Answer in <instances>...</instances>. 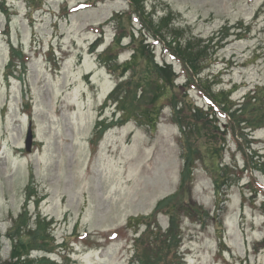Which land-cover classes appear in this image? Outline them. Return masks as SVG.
<instances>
[{
  "label": "rangeland",
  "instance_id": "374dc122",
  "mask_svg": "<svg viewBox=\"0 0 264 264\" xmlns=\"http://www.w3.org/2000/svg\"><path fill=\"white\" fill-rule=\"evenodd\" d=\"M130 2L0 0L1 257H10L14 239L31 242L29 230L41 221L52 240L46 250L53 253L32 250L38 264H131L136 239L149 225L153 234L139 249L157 237V244L169 246L161 241L175 219L181 242L165 264H264V104L247 108L246 115H260L245 131L221 105L220 118L214 117L220 129L208 123L183 144L168 104L156 130L132 118L99 136L98 123L117 115L114 105L104 112L102 106L118 82L99 53L123 27L119 62L130 57V33L139 35L144 22L139 12V20L131 14L136 9ZM143 4L156 23L169 16L168 28L178 36L211 46L188 88L187 73L165 42L149 39L156 62L173 65L174 93L186 110L207 111L209 87L213 94L231 90L237 102L264 85V0ZM12 47L23 49L25 67L13 65ZM183 146L194 150L197 162L182 186ZM173 197L168 207L156 209Z\"/></svg>",
  "mask_w": 264,
  "mask_h": 264
},
{
  "label": "trees",
  "instance_id": "16d2710c",
  "mask_svg": "<svg viewBox=\"0 0 264 264\" xmlns=\"http://www.w3.org/2000/svg\"><path fill=\"white\" fill-rule=\"evenodd\" d=\"M143 2H145V0H131L130 2L133 8L136 9H134L135 12L131 14L138 18L139 16L136 13L139 12L144 18L142 28L138 32L139 35H136V32L133 30L130 33V57L122 63L119 62L120 58L118 53L123 48L122 45L126 39L124 38L123 27L116 30L113 44L99 53L100 63L105 65L112 74L118 77L115 88L109 93L102 106V112H104L105 109L114 105L113 112L117 115L111 118L108 117V120L105 119L107 118L105 117L102 119V123H98V127L100 128V130H98L99 136H102L108 128L112 127L111 125L114 126L120 123L123 125L132 118L136 119L140 125L147 126L151 131L156 130L161 118V111L166 107V104L173 106L172 122L177 123L181 128L183 134L182 144L183 141H187L193 131L200 130L208 123L213 122L215 123L214 128L220 129L219 120L214 117L219 119V108L221 105L225 108L228 115L231 113L229 116L232 117V120H230L231 123L235 122L243 131L248 128H254L255 124L258 123L256 119L260 114L246 115L247 108L262 109L264 104V85H255L237 102L231 99V90H221L213 94L209 87L206 92L209 93L210 96H205L206 99L209 100L207 111H204L203 108L200 107H190L189 110H186L184 101L176 99L177 96L174 93V88L176 87L175 83L178 76L173 72L172 64H160L156 62V50L152 48V45L149 43L150 37L154 40L158 38L159 41L163 40L166 44V49H169L173 57L182 64V69L187 73L186 84L188 88L195 85L193 76L201 74L204 68V60L208 56L207 51L210 50L209 48H211V46L202 44V40H196L194 37L183 38L181 34L178 36L177 34L179 32L175 30L176 28H168L169 21L171 20L169 16H164L156 23L152 15H146L147 13L144 11ZM131 14H129V21H131ZM226 29H228V27H226ZM102 36L103 32L99 33V37L93 44L95 50L102 44ZM10 60H12L13 65L15 64L16 66L25 67L27 64L24 59L23 49L18 50L12 47V58ZM260 113L261 118L264 120V109H262ZM181 114L183 115L181 116ZM103 116L104 114L102 117ZM196 116H198V118H195L197 120L194 122L192 119ZM209 117L212 119H209ZM237 117H241L240 120H238ZM183 150L186 153L183 154L185 163L182 170L184 176L182 186L186 183L187 177L194 169L196 170L197 162V158L194 157V150L185 146H183ZM215 171L218 172L219 170ZM219 182V179H215V183L220 189L221 185ZM175 197L170 200L161 201L156 209L159 210L163 207H168L170 205L169 202ZM40 222L41 221H38V226L35 230H29L32 236V238H30L31 242H23L21 238L14 239L16 243L13 245L10 257L3 259L0 254V264H38V261L32 257V250L37 251V247L40 249L38 251H45L44 253L46 254L53 253L47 252L48 250H46L47 245H50L52 241L49 237L50 231H47V233V227ZM151 229L155 228H151V225H149L145 233L142 236H138V239H136V254L131 264H165L164 259L168 257L172 248L177 243H179L180 246L182 232L180 231V225L173 219L169 229L164 233L167 234V236L161 241L162 243H168L169 246L166 245V247H163L164 245L157 244V240H159V237H157L155 241L148 242L145 251L140 250L139 246L145 243L146 235L151 236V234H153V230ZM17 230L18 233L21 232L22 226L20 224H17ZM165 250L166 255H163ZM46 258L50 259L47 255H44L43 259L45 260Z\"/></svg>",
  "mask_w": 264,
  "mask_h": 264
},
{
  "label": "water",
  "instance_id": "95a60500",
  "mask_svg": "<svg viewBox=\"0 0 264 264\" xmlns=\"http://www.w3.org/2000/svg\"><path fill=\"white\" fill-rule=\"evenodd\" d=\"M31 129L32 128H31V125H30L29 130H28V136H27V139H26V148H27V151H30L31 150L32 143H33Z\"/></svg>",
  "mask_w": 264,
  "mask_h": 264
}]
</instances>
